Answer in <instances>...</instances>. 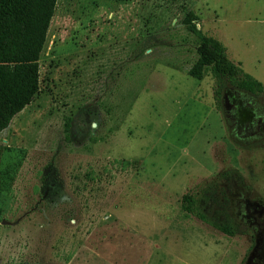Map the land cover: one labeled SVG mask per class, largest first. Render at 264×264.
<instances>
[{"label":"rangeland","instance_id":"374dc122","mask_svg":"<svg viewBox=\"0 0 264 264\" xmlns=\"http://www.w3.org/2000/svg\"><path fill=\"white\" fill-rule=\"evenodd\" d=\"M188 12L264 85V0L56 1L39 91L0 133V166L7 150L25 151L0 204V264L254 256L264 242V108L237 96L252 119L234 102L220 112L210 72L188 75L199 44L182 25ZM209 186L229 198L236 236L181 210L183 195Z\"/></svg>","mask_w":264,"mask_h":264},{"label":"trees","instance_id":"16d2710c","mask_svg":"<svg viewBox=\"0 0 264 264\" xmlns=\"http://www.w3.org/2000/svg\"><path fill=\"white\" fill-rule=\"evenodd\" d=\"M56 1L0 0V133L9 127L12 119L32 102L39 91L38 61ZM197 21L198 17L193 12H188L182 21L185 29L199 40L197 59L188 70V75L199 80L205 71H209L214 79L216 110L222 112L225 101L234 102L239 116L252 119L253 114L237 96L259 98L264 108V85L231 61L218 39L197 29ZM7 152L11 154V150ZM12 153L14 157L7 154L9 158L0 166V204L25 157L24 150H13ZM123 164L128 165V162ZM210 203L217 206L213 215L204 212ZM228 204L226 193L222 192L218 198L211 186L181 198L183 212L226 236L234 237L239 230L227 212ZM251 233L253 246L256 247L257 229ZM257 247L254 256L247 254L241 264H264V242Z\"/></svg>","mask_w":264,"mask_h":264}]
</instances>
